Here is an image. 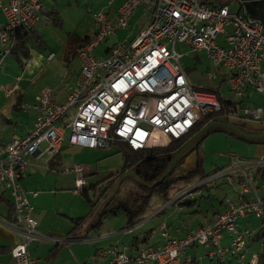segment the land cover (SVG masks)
I'll return each instance as SVG.
<instances>
[{
  "label": "built area",
  "instance_id": "1",
  "mask_svg": "<svg viewBox=\"0 0 264 264\" xmlns=\"http://www.w3.org/2000/svg\"><path fill=\"white\" fill-rule=\"evenodd\" d=\"M138 6L149 11L142 30L130 43H116L105 58L96 57L94 49L109 34L126 28ZM42 7L43 0H0V11L5 17V23L0 24V65L15 46V30L32 27ZM222 33L224 46L217 43ZM177 43L205 50L216 65L229 71L230 88L238 97L248 90L264 94V26L240 12H230L227 4L123 0L114 15L103 10L95 12L93 34L75 48L79 72L65 101L56 102L46 88L32 103H22L21 108L34 111L32 131L0 145V183L9 191L15 211V220L3 225L19 237L10 250L16 264H32L28 246L40 238L38 222L31 215L32 206L24 191H19V178L27 164L26 157L41 145L48 159L60 152L64 140L88 149L108 148L114 142H123L133 150L164 146L188 134L203 115L220 110L215 92L189 83ZM213 77L209 74L210 80ZM230 117L264 126V105L239 107ZM260 165H264V159L248 163L249 170L240 173L237 196L226 201L224 211L187 236L172 235L167 224L162 223L158 228L161 244L144 245L135 255L124 247L112 246L99 252L101 259L88 264H198L186 254L193 243L216 247L208 253L211 264L225 263L227 253L239 257L238 264H255L257 254L245 261L250 230L238 226L240 218L248 214L259 218L264 213V200L256 192L250 171ZM62 170L75 173L78 189L86 187L81 164L64 166ZM223 173L219 171L211 179ZM207 180L210 177L191 182L171 200L190 198L193 190ZM260 187L264 188V183ZM248 193L253 196L246 198ZM30 194L35 196L37 192ZM224 233L232 241L221 247ZM48 239L60 241L55 237Z\"/></svg>",
  "mask_w": 264,
  "mask_h": 264
},
{
  "label": "rangeland",
  "instance_id": "2",
  "mask_svg": "<svg viewBox=\"0 0 264 264\" xmlns=\"http://www.w3.org/2000/svg\"><path fill=\"white\" fill-rule=\"evenodd\" d=\"M121 1L122 0H44V10L39 13V18L32 28L31 35L24 44V47L26 48L25 51L30 56L24 55L23 50L19 46L15 47V52L24 64L28 62L32 54L35 52L45 56L49 52H52L54 55L52 62L48 66L49 68L40 74L34 82H22L27 86L28 91L34 93L38 87L48 86L50 89L55 90L54 96H63L68 83L71 82V78L79 69L80 64L74 51L75 47H73L72 44H75L80 40H83L86 36H91L93 34V15L95 12L100 10L109 12L110 9H115ZM202 1L210 5V0ZM226 4L228 5L230 12L241 10L238 0H228ZM148 15L149 11L143 10L142 6H138L129 19V25L126 28L118 29L114 33L109 34L104 41L94 49V55L98 58H105L108 55L106 50L112 48L116 43H130L137 36V34L133 35L134 28L140 22L142 23L145 18H147V22ZM3 23H5V19ZM224 38L225 34H219L217 37V43L224 46ZM176 49L178 52L182 53L180 62L184 71L187 73L186 76L189 83L193 87L214 88L220 92L223 98H231V100L234 101L242 100L239 105L240 108L244 106L264 105V94L255 90H248L243 97H238L230 88L227 70L219 64L216 65L212 59L208 57L205 50H193L191 47H187L185 44L181 43L176 44ZM64 53H66L65 61L63 59ZM67 64H71L69 66L70 70L68 69ZM67 70H69V76L64 81L63 85H61L63 80L62 76ZM209 74L212 77L215 75L213 80L209 79ZM71 87H69V90ZM26 98L30 99L29 97ZM246 122L247 127L253 129L261 128L259 123L253 121ZM114 145L115 146H112L113 150L108 154L101 153V155L92 159L90 166L93 172L86 174L85 181L88 189L87 194L94 203L99 199V192L105 187L99 189L100 182L111 174H116L117 172L118 177L115 179V186L113 190H109L106 197L101 198L94 207H92L82 196V190L77 189L79 197H83L82 199L85 201L84 212H87V214L97 212L99 204L102 201H104V203L109 202L108 206L119 205L120 207L116 209L118 212L117 218H114L113 215L104 218L103 223L100 226L101 232L108 231L114 226H119V224H122V226L132 225L135 234L139 236L148 234L150 236L149 243L154 242L156 239H161V232L158 230L161 223H176L180 228L189 229L193 232L198 224L206 223L213 214L221 208L220 201L227 198L233 199L237 195L234 189L236 186L237 188L239 186L240 189V185L235 182L232 175L227 174L217 177L216 179H211L216 177H213L215 173L235 166H247L248 163L252 161L264 159V143H250L225 131L210 132L201 139L199 147L190 152L183 160L181 159V162L178 161L180 163L174 168L173 174L177 175L185 171L186 168H192L199 160L204 173L207 177H210V180H207L204 183L206 186H202L201 188L197 187L199 189L191 193L189 199L193 200L194 203L181 205L178 201H173L168 204L167 202L165 204H160L159 201H157V197H153L150 205L147 206L141 215L136 218V220H138V218L146 219L142 222H138L137 225H133L131 222H128L130 213L126 210V206L131 204L132 199L138 192V181L134 175L129 174L128 170L125 168L123 170L124 160L122 153L119 150L117 151L118 145ZM43 146L44 145H41L40 147L42 148ZM108 150H110V148L98 149L100 152ZM178 154L179 152L176 154V157L180 159V155ZM171 167L172 166L168 168V173ZM254 170L255 168L250 169L253 180H255ZM230 171L227 172L232 173ZM200 180L201 178L199 177L190 182L179 183L173 192H171V194H173L172 197L183 189L190 187L191 182ZM230 180L233 181V183H231ZM258 193L261 195L263 190L259 188ZM70 200L73 201V196H70ZM79 201L82 203L80 199ZM159 209L161 212H158L155 216L148 217ZM247 219L249 221L248 225L252 229L260 223V220L253 215H249ZM123 232L124 231L119 232L118 236L116 237L115 235V237H120ZM112 237H114V235ZM253 238L254 233H252L249 241L247 240L248 245L245 261H247L253 254H258L261 250L260 241H253ZM141 239L142 238L139 239L140 242ZM231 241V238H223L221 240V247H224V245L229 246ZM97 243H105V241H81L79 247L70 250L67 248L61 253H56V251H54L55 255L53 258L49 259L45 264H48V262L51 264H67L71 261L70 257L76 260V257L84 256V259L82 260H88L94 254L95 247H98ZM54 244L55 243L53 242H47L46 245L45 242L37 240L31 243V248L35 246V250L37 249L40 255V260L42 258L44 260L46 255L43 256L42 254H46V251H48L47 249L51 246L54 247ZM38 246L39 248H37ZM42 247H44L43 252ZM117 247L122 248L123 245L120 244ZM214 250H216V247L201 243H193L188 247V251L191 255L195 256L196 259L203 258L205 264H210L208 253ZM227 254L231 259L227 264H238L241 261L237 256L232 257L231 253Z\"/></svg>",
  "mask_w": 264,
  "mask_h": 264
},
{
  "label": "crops",
  "instance_id": "3",
  "mask_svg": "<svg viewBox=\"0 0 264 264\" xmlns=\"http://www.w3.org/2000/svg\"><path fill=\"white\" fill-rule=\"evenodd\" d=\"M122 1L120 2V4L122 3ZM222 1L223 0H210V2L214 3L215 5L223 4ZM119 5L116 6L115 9H110L108 13L112 15L116 14ZM43 10L44 7H42L41 11ZM237 12H240L245 15V13H243L241 10ZM4 19L5 17L3 13L0 11V24L3 23ZM146 19L147 18H145L142 23L140 22L134 28L133 35L138 34V32L142 30V28L145 25L144 23L146 22ZM259 22H261L264 26V23L262 21ZM30 35H28V37H30ZM65 55L66 53H64L63 55L64 61L66 60ZM28 56L30 55L28 54ZM53 56L54 55L52 52H49L46 56L41 55L38 52H35L32 54L28 62L24 64L23 61L19 59L17 53H11L8 55V57L4 59L3 63L0 65V145L4 142L9 141L12 137H17V138L26 137L32 131L34 127L33 126L34 111L32 109L21 108V104L32 103L35 100L36 96H38L44 89L49 87L40 86L35 90L34 93H31L28 91L27 86L24 85L22 82H29V83L34 82V80L38 78L40 74H42L44 71H46L49 68L48 66L52 62L54 58ZM70 65L71 64H67L69 70H70L69 68ZM69 70H67V72L65 71V74L62 76L63 80L61 82V85H63L64 81L69 76ZM78 72L79 69L72 76L71 82L68 83L67 89L64 91L65 93L63 96L61 97L54 96L55 90L49 88L51 90L52 98L56 102L62 103L65 101L69 87H71L74 84ZM227 73L228 75H230L229 71H227ZM26 97H29L30 99H27ZM225 123L234 125V123L231 122L218 121V120H211L206 122L203 125V127L206 126L204 133L197 137V139L191 144V146L180 155V159H179L178 157H176V154L180 152L183 149V147L194 137V135L198 133L203 127L198 132H196L192 137H190L189 140L185 143V145L180 150H178V152L174 155L172 159V165L177 163L181 159L183 160L184 157H186L190 152L193 151L195 145L199 143L202 138H204L212 131H225L228 132L229 134L241 138L231 127L227 126ZM243 129L250 130L247 127L246 128L244 127ZM251 142L255 143L253 141ZM114 144L117 143L114 142L110 144V146L108 147L110 148V150L100 152L98 151V149H106V148L88 149L76 145H70L67 143V141L64 140L60 152L51 159H48L46 153L43 152L42 150L43 147L42 148L40 147L39 150L35 151L33 154L28 155L26 157L27 164L23 169V171L21 172L19 178V184H20L19 191L20 192L24 191L27 200L32 206L31 215L38 222L37 229L40 237L39 240L45 242L46 245L47 242L55 243L54 247L51 246L47 249L48 251H46L45 249L47 253L42 254L43 256L46 255L44 260L43 258L40 260V255L37 249L35 250V246L31 248V243H30V245L28 246V252L31 259L33 260L32 264H45V262L53 258V256L55 255L54 251H56V253H61L65 251V249L67 248H69L70 250L79 247L81 241L94 242L97 240H104L105 243H97L98 247H95L94 254L88 260H82L84 259V256L76 257V260H74L70 257L71 256L70 255L69 257L71 261L67 264H88L93 259H101L102 257L99 256V252L102 251L103 249H107L112 246H118L120 244H122L123 247L126 248L129 254L135 255L140 247L144 245H158L163 241L161 238V239H156L152 243H149L150 236L148 234H144L142 236L135 234V232L133 231L134 227L132 225L122 226V224H119V226H114L110 228V230L104 232H101L100 227L93 228V223L96 221V218L104 205V201H102L99 204L97 212H93L89 214H87V212H84L85 201L84 199H82L84 196L82 194L83 197L82 198L79 197V194L77 192L78 187L76 185L75 173L74 172L67 173L62 170L64 166H70L75 163H78L83 166L84 175L86 177V174L93 172L90 166V163H92V159L94 157H97L98 155H101V153L108 154L109 152H111L113 150L112 146H115ZM117 145H118L117 147V151H118L120 149L119 143ZM246 169L249 170L247 166H235L229 169H224L223 170L224 173L222 175L231 174L235 182H237V184L240 185L242 180L240 173L242 170H246ZM227 171H230L232 173H229ZM230 182L233 183V181L231 180ZM204 183L205 181H203V183L199 187L201 188L202 186H206ZM254 184L258 193V189H259L258 187L260 186L261 182L254 180ZM236 188L237 186L235 187L234 191L236 194H238L240 190L239 186L237 189ZM198 189L199 188H196L195 190ZM260 189H262L264 192V188L260 187ZM81 190H85L86 192H88L87 185L84 189ZM31 191H36L37 194L35 196H32L30 194ZM2 194H4L5 196ZM258 195L261 197L262 194L260 195L258 193ZM70 196H73V201L70 200ZM0 197H1L0 198V247L2 246L11 250V248L18 242L19 237L13 231L9 230L3 225L4 222L7 223L12 222L15 213L13 211L14 210L12 205L13 201L10 196V193L8 190L4 189L2 183H0ZM251 197L252 194L250 193L246 195V198H251ZM79 199L81 200L82 203H80ZM228 199L229 198L220 201L221 208L217 210L215 213H218L226 208V201ZM157 201H159L160 204H165L166 202L168 204L173 202L171 199L169 201L164 202L159 197H157ZM181 201H178L180 202L179 204H181ZM192 203H194L193 200ZM158 212H161V210L159 209L158 211L153 212L148 217L155 216ZM215 213L213 214V216L215 215ZM117 214L118 212L116 211L111 215H113L114 218H117L118 216ZM249 215L251 214H248L239 219L238 227L240 229H245V228L252 229L248 225L249 221L247 217ZM213 216L206 223H208L213 218ZM78 218H83L84 220L79 225L73 227V220ZM144 219L138 218V220H136L135 218L133 222L131 221L128 222L129 223L131 222L133 225H137L138 222H142ZM204 224L200 223L197 225L196 228ZM167 226L169 228L170 233L179 238H183L192 232V230L182 229L180 228L179 225L172 222L170 224L167 223ZM122 231L124 232L121 234V236L116 238L119 232ZM113 235L114 237H112ZM49 237L58 238L60 239V241L58 242L51 241L48 239ZM225 237L230 238L228 233L223 234V238ZM140 238H142L141 242L139 241ZM37 248H39V246ZM43 250L44 247H42V252ZM186 254L191 255V253L188 250ZM192 257L196 259L195 256ZM232 257H236V256L232 255ZM229 260L231 259L227 257V262ZM196 261L198 264H205L203 262V258L196 259ZM0 262L3 264H16L10 252H0ZM48 264L51 263L48 262ZM146 264H154V263L148 262Z\"/></svg>",
  "mask_w": 264,
  "mask_h": 264
},
{
  "label": "trees",
  "instance_id": "4",
  "mask_svg": "<svg viewBox=\"0 0 264 264\" xmlns=\"http://www.w3.org/2000/svg\"><path fill=\"white\" fill-rule=\"evenodd\" d=\"M200 1L203 4H207L202 0ZM222 2L223 4H226L228 0H223ZM210 5L216 6L214 3H211V2H210ZM32 28L33 26L27 29L22 28V29L15 30V33H14L15 46L13 50L11 51V53H16L15 47L19 46L23 50L24 55H28L27 52L25 51L26 48L24 47V44L28 39V35H30L32 32L31 31ZM89 38L90 36H86L83 40H80L79 42L72 44V45L73 47H77L79 45L85 44L89 40ZM110 49L111 48L106 50V52H108ZM201 89L210 90V91L215 92L220 101L221 108L219 111L207 113L203 115L201 119L199 120V122L196 124V126L182 138L174 139L164 146H154V147L140 149V150H133L130 147H128L127 144L123 142H116L117 144L119 143V148H120L119 151L122 153V156H123V160H124L123 170L125 168L126 170L133 172L136 175L135 176L136 180L138 181L137 182L138 192L137 194H135L134 198L132 199L131 204L129 206H126L127 211L135 213V215L131 219V222H133L135 218L139 217L141 213L143 212V210L147 206L150 205V203L153 200V197H159L164 202L169 201L172 196L171 192H173V190L177 187L179 183L190 182L193 179H196L199 177L201 179L207 177V175L204 173L201 167V163L199 160L195 163V165L192 168L186 169L185 171L177 175L173 174L174 168L182 161L181 160L180 162L172 165L169 173L163 179L156 182L157 179L166 171L167 166L172 161L174 155L178 152V150H180L185 145V143L189 140V138L192 137L196 132H198L206 122L211 121V120L227 121V122L232 121L231 123H234V125H237L242 128L247 127L246 126L247 122L241 121L240 119H234L230 117L231 113L238 111L240 107L239 105L241 104L242 100L234 101V100H231V98H223L220 92L214 88H201ZM230 119H234V120H230ZM247 128H250V127H247ZM254 130L255 131L264 130V126H261V128H258V129L255 128ZM248 142H251V141H248ZM254 142L264 143V140H258ZM198 147H199V143L195 145L194 149ZM117 177L118 176L116 172V174H111L110 176L103 179L102 182H100L99 189L101 187H104V186L105 187L103 190L99 192V197H98L99 199H97L95 203L92 202L87 192L85 190H82L83 196L86 198V200L89 202V204L92 207H94L95 204H97L101 198L106 197L107 192L109 190L111 189L113 190L114 185H115V179H117ZM137 177L144 183H147V184L154 183V184L151 187L145 186L141 181H139V179H137ZM254 179L257 180L258 182L264 183V165H260L255 168ZM258 188H260V186ZM261 198L264 200V192L262 193ZM108 203L109 202L104 203L101 211L99 212L96 218V221L93 223V228L100 227V225L103 222V219L106 216L115 213L116 209L120 207L119 205L108 206L109 205ZM191 203H192V200H190L189 204ZM12 205H13V202H12ZM216 214L217 213H215V215ZM258 219L260 220V223L254 229L247 228L250 230V234L246 238V243H247V240L249 241V238L252 236V233H254L253 241L259 240L261 243V250L257 254V260L255 264H264V213ZM14 220H15V214H14V219L12 221ZM83 220H84L83 218H78V219L73 220V227L79 225ZM0 252H10V250L1 246ZM226 263H227V260L223 264H226ZM0 264H3V263L0 262Z\"/></svg>",
  "mask_w": 264,
  "mask_h": 264
},
{
  "label": "water",
  "instance_id": "5",
  "mask_svg": "<svg viewBox=\"0 0 264 264\" xmlns=\"http://www.w3.org/2000/svg\"><path fill=\"white\" fill-rule=\"evenodd\" d=\"M243 3V6L245 8V15L250 18V19H254V20H259V21H263L264 20L256 14V10L257 11H264V0H241ZM227 126L231 127L238 136H240L243 139H246L248 141H258V140H264V130H260V131H255V130H247V129H243V128H239L235 125L229 124V123H225ZM206 129V126L203 127L198 133H196L194 135V137L183 147V149L179 152L178 155H181L185 150H187L191 144L197 139L198 136H200L201 134L204 133V130ZM172 165V161L169 163V165L166 168V171L157 179L156 182H158L159 180L163 179L167 174H168V168ZM129 174H132L134 176H136L134 173L129 172ZM137 179H139L137 177ZM139 181H141L139 179ZM142 182V181H141ZM155 182V183H156ZM145 186H153V184H147L142 182ZM190 202L189 199H184L181 201V204H188ZM130 217L128 221H131V219L133 218V216L135 215L134 212H129Z\"/></svg>",
  "mask_w": 264,
  "mask_h": 264
},
{
  "label": "flooded vegetation",
  "instance_id": "6",
  "mask_svg": "<svg viewBox=\"0 0 264 264\" xmlns=\"http://www.w3.org/2000/svg\"><path fill=\"white\" fill-rule=\"evenodd\" d=\"M238 2L240 3V9L243 13H245V8L243 6V3L241 0H238ZM256 14L259 15L263 20H264V11H257L256 10ZM263 22V21H262ZM264 23V22H263ZM250 130H254L253 128H249Z\"/></svg>",
  "mask_w": 264,
  "mask_h": 264
},
{
  "label": "bare ground",
  "instance_id": "7",
  "mask_svg": "<svg viewBox=\"0 0 264 264\" xmlns=\"http://www.w3.org/2000/svg\"><path fill=\"white\" fill-rule=\"evenodd\" d=\"M195 87V86H194ZM128 146V145H127ZM129 147V146H128Z\"/></svg>",
  "mask_w": 264,
  "mask_h": 264
}]
</instances>
